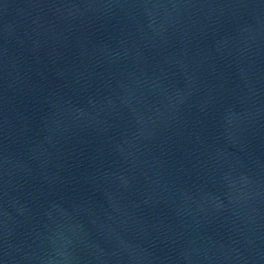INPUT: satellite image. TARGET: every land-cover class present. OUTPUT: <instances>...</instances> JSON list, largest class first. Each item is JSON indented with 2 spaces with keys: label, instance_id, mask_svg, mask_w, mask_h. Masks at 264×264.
Here are the masks:
<instances>
[{
  "label": "water",
  "instance_id": "obj_1",
  "mask_svg": "<svg viewBox=\"0 0 264 264\" xmlns=\"http://www.w3.org/2000/svg\"><path fill=\"white\" fill-rule=\"evenodd\" d=\"M0 264H264V0H0Z\"/></svg>",
  "mask_w": 264,
  "mask_h": 264
}]
</instances>
